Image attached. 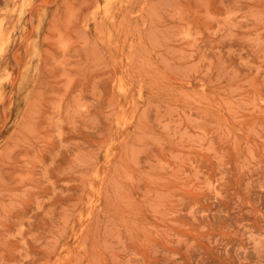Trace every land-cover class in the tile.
<instances>
[{"label": "rangeland", "instance_id": "374dc122", "mask_svg": "<svg viewBox=\"0 0 264 264\" xmlns=\"http://www.w3.org/2000/svg\"><path fill=\"white\" fill-rule=\"evenodd\" d=\"M0 264H264V0H0Z\"/></svg>", "mask_w": 264, "mask_h": 264}, {"label": "bare ground", "instance_id": "6f19581e", "mask_svg": "<svg viewBox=\"0 0 264 264\" xmlns=\"http://www.w3.org/2000/svg\"><path fill=\"white\" fill-rule=\"evenodd\" d=\"M29 75V74H28ZM30 76V75H29ZM25 78V77H24ZM22 83H24L23 81H22ZM29 83V82H28ZM23 87V86H22Z\"/></svg>", "mask_w": 264, "mask_h": 264}]
</instances>
